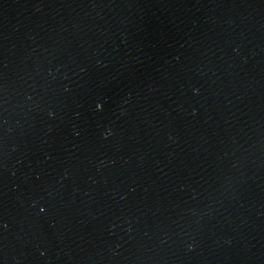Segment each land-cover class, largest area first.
Returning <instances> with one entry per match:
<instances>
[{
    "label": "water",
    "instance_id": "95a60500",
    "mask_svg": "<svg viewBox=\"0 0 264 264\" xmlns=\"http://www.w3.org/2000/svg\"><path fill=\"white\" fill-rule=\"evenodd\" d=\"M0 264H264V0H0Z\"/></svg>",
    "mask_w": 264,
    "mask_h": 264
}]
</instances>
